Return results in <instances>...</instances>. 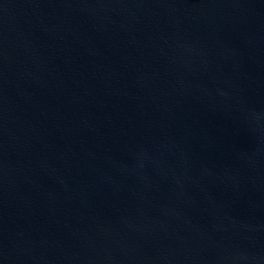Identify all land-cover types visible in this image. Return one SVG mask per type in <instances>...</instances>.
Segmentation results:
<instances>
[{
  "label": "water",
  "instance_id": "1",
  "mask_svg": "<svg viewBox=\"0 0 264 264\" xmlns=\"http://www.w3.org/2000/svg\"><path fill=\"white\" fill-rule=\"evenodd\" d=\"M0 264H264V0H0Z\"/></svg>",
  "mask_w": 264,
  "mask_h": 264
}]
</instances>
